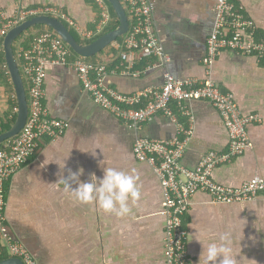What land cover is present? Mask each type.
<instances>
[{"label": "crops", "instance_id": "crops-1", "mask_svg": "<svg viewBox=\"0 0 264 264\" xmlns=\"http://www.w3.org/2000/svg\"><path fill=\"white\" fill-rule=\"evenodd\" d=\"M233 1L264 44V0ZM215 2L154 0L153 28L168 60L138 78L107 74L104 83L132 93L160 86L169 72L180 80H210L231 93L242 115L252 117L246 125L248 144L240 155L217 165L212 179L239 187L254 177L264 181V52L257 56L223 50L209 66L204 63ZM40 5L58 6L85 27L93 26L98 13L90 0H0V17L12 18L19 9ZM43 89L50 115L68 125L59 136L39 140L36 152L6 183L11 238L26 246L36 264H165L161 186L150 166L134 158L133 144L137 136L172 138L177 134L174 123L157 113L139 128L127 126L92 101L69 66L48 64ZM170 106L190 127L180 160L184 167L194 169L209 151L228 150V130L210 102L187 100ZM0 107H6L1 87ZM81 167L82 181L90 173L102 177L107 167L136 175L140 197L129 198L130 212L116 216L96 201L83 203L65 191L59 178L67 176L68 169ZM183 224L192 264H203L207 245L222 243L220 235L225 232L230 233L236 264H264V192L252 200L218 203L207 192L195 191Z\"/></svg>", "mask_w": 264, "mask_h": 264}, {"label": "built area", "instance_id": "built-area-1", "mask_svg": "<svg viewBox=\"0 0 264 264\" xmlns=\"http://www.w3.org/2000/svg\"><path fill=\"white\" fill-rule=\"evenodd\" d=\"M93 1L98 13L92 27L81 26L58 6L40 5L19 9L12 18L2 15L0 37L11 26L29 16L46 14L63 20L81 38L91 39L102 31L111 18L104 0ZM121 1L126 9L129 28L123 40L124 49L119 53L125 64L118 72H108L104 63H92L74 55L56 34L48 30L35 34L28 47H17L18 66L28 83V114L20 131L0 149V237L8 254L19 258L23 264L36 263L26 246L10 236L6 217V183L36 152L39 140L59 136L68 125L66 121L52 117L43 103L45 67L48 64L72 68L92 101L131 128H139L157 113L168 117L176 126L177 134L172 138L137 136L133 144L134 158L150 166L161 186L165 217V264H192L186 247L183 215L188 199L195 191L207 192L218 203L252 200L258 193L264 192V181L259 177L251 178L239 187L224 186L212 179V170L217 165L240 155L248 144L246 125L252 117L242 115L231 93L220 90L210 80H180L169 72L164 73L160 86L132 93H123L105 85L104 79L108 73L138 78L146 70L163 66L168 60L153 28L154 0ZM214 15V28L206 42L204 63L207 66L223 50L245 55L263 54V40L255 38V28L243 13L235 10L231 0H216ZM136 53L155 60L143 71H131ZM187 100L210 102L220 114L229 134L228 150L224 153H205L194 169L180 163L190 127L181 124L170 106L171 102L181 104ZM183 113L187 114L184 107Z\"/></svg>", "mask_w": 264, "mask_h": 264}, {"label": "clouds", "instance_id": "clouds-1", "mask_svg": "<svg viewBox=\"0 0 264 264\" xmlns=\"http://www.w3.org/2000/svg\"><path fill=\"white\" fill-rule=\"evenodd\" d=\"M39 15H46V14H39ZM34 16H38V15H34ZM34 16H31L29 18H32ZM48 16H51V15H48ZM52 17H54V16H52ZM29 18H27V19H29ZM55 18H57V17H55ZM27 19H25V20H27ZM57 19L61 20L60 18H57ZM61 21L65 25L67 24L63 20H61ZM14 25H16V24H14ZM13 26H11V27H13ZM71 29L74 30L73 28H71ZM51 32L56 34L54 31H51ZM76 34H77V32H76ZM63 43L65 44L64 41H63ZM67 47L69 48V46H67ZM83 58H85V57H83ZM122 62L125 63L124 61H122ZM18 68H19V66H18ZM19 71H20V69H19ZM118 71H115V72H118ZM108 74H110V73H108ZM117 74H119V73H117ZM21 76H22V74H21ZM128 77H130V76H128ZM106 86H108V85H106ZM26 94H27V90H26ZM27 98H28V96H27ZM27 102H28V99H27ZM93 155H95V154H93ZM64 167H65V163L63 165V168ZM102 171H103L102 177L98 178L95 173H90L89 179L87 181H82L80 179V177L83 175V172H84V169L82 167L79 168L77 171H72L71 169H68L67 176L60 177L59 182L64 185L65 191L69 192L76 200H78L80 202L89 203L92 201H96L98 203L99 207L102 208L107 213H114L116 216L127 215L130 212V208L128 206L129 198H131L133 201H135V200L139 199V197H140V189L137 185L138 177L136 175L128 174V173H125L123 171L117 170L115 168H110V167L103 168ZM73 185H75V187H73ZM196 240L198 242H200L202 244V248H204L203 242L199 238H196ZM220 240L222 243H220L219 245L216 243H209L207 245L206 251L204 253L203 264H210V262H211V264H236V262L232 256V249L229 246L231 243L230 233L225 232V233L221 234ZM10 257H14V256H10Z\"/></svg>", "mask_w": 264, "mask_h": 264}, {"label": "water", "instance_id": "water-1", "mask_svg": "<svg viewBox=\"0 0 264 264\" xmlns=\"http://www.w3.org/2000/svg\"><path fill=\"white\" fill-rule=\"evenodd\" d=\"M106 1L110 4L116 17L118 18V25L114 29L100 35L87 44H80L61 20L48 15H38L24 20L11 27L5 33L2 39V48L6 67L13 85L17 107L16 117L13 124L7 130L0 132V144L5 140L12 138L20 131L28 114L27 94L13 52V43L15 39L21 33L36 25H44L50 27L76 54L82 57L93 56L109 44L115 42L117 37L124 35L129 28L128 17L120 0ZM0 264H23V262L16 257H9L1 260Z\"/></svg>", "mask_w": 264, "mask_h": 264}, {"label": "trees", "instance_id": "trees-1", "mask_svg": "<svg viewBox=\"0 0 264 264\" xmlns=\"http://www.w3.org/2000/svg\"><path fill=\"white\" fill-rule=\"evenodd\" d=\"M92 2V6L97 13L98 9L96 4L93 0H90ZM106 5L108 6L109 12H110V20L109 22L103 27L102 31L99 33V35H95L91 39H85L81 38L78 34H75L71 31V28L66 24L72 35L75 37V39L80 44H87L99 37L100 35L114 29L118 25V18L116 17L113 9L111 8L110 4L104 0ZM234 4V8L238 12H242L241 9L236 7V3H234L233 0H231ZM122 3V1H120ZM124 6V3H122ZM125 8V6H124ZM126 11V9H125ZM244 14V13H243ZM245 15V14H244ZM31 17V16H29ZM28 17V18H29ZM97 19V18H96ZM250 21V20H249ZM252 25V24H251ZM253 26V25H252ZM255 28V26H253ZM43 30H49L53 31L50 27L44 26V25H36L25 32L21 33L14 41L13 43V52L15 57L17 56V47L19 45H22L23 47H28L29 43L33 40L35 34H38L39 32ZM256 34V31H255ZM126 34L121 35L117 37L116 41L106 46L104 49H102L97 54L85 57L84 60L90 61L92 63H104L106 66V69L108 71L110 70H116L118 71L121 69L125 63H119L121 60L119 53L121 52L123 48V40ZM230 37L231 34H228ZM2 39L3 37H0V87L3 89V94L6 97V107L5 109L0 107V132H3L7 130L14 122L16 117V107L17 102L16 98L14 96V89L13 85L9 76L8 69L6 67L5 59H4V53L2 48ZM66 44V43H65ZM66 46H68L66 44ZM124 49V48H123ZM71 50V49H70ZM72 51V50H71ZM73 52V51H72ZM74 55L79 56L75 52H73ZM104 55L105 58L101 59V56ZM154 58L152 57H146V56H140L137 53L134 55V60L132 63L131 71H143L145 68H147L149 65H151L154 62ZM17 64L20 65V60L18 57H16ZM23 78V84L25 87V90H28V83L26 81V78L22 76ZM172 103V102H171ZM177 103V102H176ZM181 105V104H180ZM186 120V119H185ZM181 124H183L186 128H188V124L186 125V121L180 120ZM10 139L5 140L0 144V149L9 141ZM9 254L2 244L1 237H0V261L6 258H9Z\"/></svg>", "mask_w": 264, "mask_h": 264}, {"label": "rangeland", "instance_id": "rangeland-1", "mask_svg": "<svg viewBox=\"0 0 264 264\" xmlns=\"http://www.w3.org/2000/svg\"><path fill=\"white\" fill-rule=\"evenodd\" d=\"M71 31L76 34V32L74 30L71 29Z\"/></svg>", "mask_w": 264, "mask_h": 264}]
</instances>
